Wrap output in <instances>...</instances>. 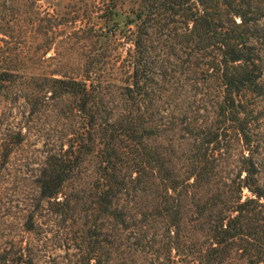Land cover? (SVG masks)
<instances>
[{"label": "trees", "instance_id": "trees-1", "mask_svg": "<svg viewBox=\"0 0 264 264\" xmlns=\"http://www.w3.org/2000/svg\"><path fill=\"white\" fill-rule=\"evenodd\" d=\"M18 1L37 0H0ZM117 2L108 10L114 17L120 15L115 11ZM255 2L139 0L126 23L111 17L115 28L110 30L123 35L128 44L118 66L119 76H111L120 82L115 90L117 103L111 101L110 92H105L109 88L104 85L107 60L100 52L82 73L44 76L42 89L69 101L70 110L81 114L83 125L68 144L50 153L39 180L42 196L74 210L71 199H59L60 194H64L67 182L79 179L87 158L96 157L90 195L94 198L96 245L87 264H103L111 257V249L119 246L124 232L133 226L136 214L132 209L153 186L158 189L156 218L167 221L168 252L174 251L185 260L193 256L195 264H233V259L237 261L234 264H264V179L254 151L242 155L240 180L232 183L230 191L218 188L209 197L195 200L194 213L199 221L204 219L200 229L209 225V244L205 248H186L180 202L183 192L179 195L182 177L180 181L171 158L152 142L164 132L157 118L160 92L170 91L169 96H173L170 85L192 63V56L200 63V58L207 55V72L219 81V99L215 121L199 131L190 130L195 140L189 177L194 179L193 185L199 189L215 181V151L221 148V129H235L251 145L246 129L252 111L248 112L245 100L248 93H259L263 74L260 52L251 40L260 38L258 26L264 17V0ZM12 61L16 60L6 61L0 56V92L23 77L27 69ZM245 189L250 195L244 198ZM91 229H87L90 234ZM4 261L33 264L24 249Z\"/></svg>", "mask_w": 264, "mask_h": 264}, {"label": "rangeland", "instance_id": "rangeland-1", "mask_svg": "<svg viewBox=\"0 0 264 264\" xmlns=\"http://www.w3.org/2000/svg\"><path fill=\"white\" fill-rule=\"evenodd\" d=\"M111 1L0 2V56L27 68L23 77L0 92V264H8L4 258L12 259L20 249L32 258L33 264H87L96 245L94 198L90 196L95 181V155L87 158L79 179L67 182L64 194H60L59 199H71L74 210L41 194L39 180L50 153L59 151L77 135L83 118L79 112L70 110L69 101L51 95L40 84L44 76L82 73L96 60V52H100L107 60L108 78L104 85L109 88L105 92H110L113 103L118 102L115 90L120 82L112 77L119 76L118 66L128 44L123 35L110 30L115 24L110 20L114 14L108 10L118 1L115 11L120 15L114 18L123 24L139 0ZM258 27L260 38L251 42L261 55V86L259 93L250 92L245 100L248 112L252 111L246 129L252 143L248 145L242 133L233 128L221 129L213 183L198 189L193 185L194 179L189 178L195 141L190 130L199 131L216 119L219 81L207 72L205 62L209 57L205 55L196 63L193 55L192 63L170 85L174 95L162 91L156 101L160 107L158 123L164 125V132L152 142L171 158L180 181L182 177L179 195L183 192L180 202L186 248L190 245L205 248L209 244V225L200 229L204 219H197L194 202L209 197L218 188L230 191L232 183L240 180L244 153L254 151L262 164L264 179V17ZM157 190L155 186L147 188L141 197L140 210L139 206L132 209L136 214L133 226L124 232L119 246L111 249V257L105 258L103 264H195L193 256L185 260L174 251L168 252L167 221L164 217L156 218ZM243 195L245 198L250 191L245 189ZM90 226L92 234L87 232Z\"/></svg>", "mask_w": 264, "mask_h": 264}]
</instances>
